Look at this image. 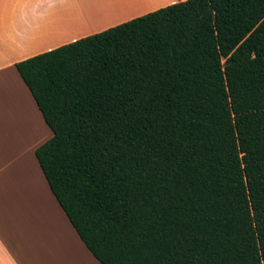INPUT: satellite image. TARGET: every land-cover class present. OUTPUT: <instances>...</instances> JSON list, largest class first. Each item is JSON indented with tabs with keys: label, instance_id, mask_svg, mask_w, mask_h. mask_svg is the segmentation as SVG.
<instances>
[{
	"label": "trees",
	"instance_id": "16d2710c",
	"mask_svg": "<svg viewBox=\"0 0 264 264\" xmlns=\"http://www.w3.org/2000/svg\"><path fill=\"white\" fill-rule=\"evenodd\" d=\"M15 67L101 264H264V0H173Z\"/></svg>",
	"mask_w": 264,
	"mask_h": 264
},
{
	"label": "crops",
	"instance_id": "0c3cea01",
	"mask_svg": "<svg viewBox=\"0 0 264 264\" xmlns=\"http://www.w3.org/2000/svg\"><path fill=\"white\" fill-rule=\"evenodd\" d=\"M46 5L43 0H0V264H79L81 255L101 264L70 224L35 157L53 133L15 67L48 51L56 35L80 27L66 15L46 16ZM34 118L42 125L37 132L29 126ZM29 170L33 179L21 182Z\"/></svg>",
	"mask_w": 264,
	"mask_h": 264
},
{
	"label": "rangeland",
	"instance_id": "374dc122",
	"mask_svg": "<svg viewBox=\"0 0 264 264\" xmlns=\"http://www.w3.org/2000/svg\"><path fill=\"white\" fill-rule=\"evenodd\" d=\"M47 2V9L44 11L46 16H67L69 19H73L79 22L80 27L70 33L58 34L54 38V43L49 44L45 50L52 49L58 45L73 41L87 35L89 33L99 32L118 25L120 23L129 21L133 18L139 17L149 10L163 8L172 3L173 0H43ZM183 1V0H182ZM185 1V0H184ZM46 4V3H45ZM84 13L85 16L81 14ZM61 15V16H60ZM84 21H87L89 27L83 28ZM75 22V21H73ZM68 25H72V20L68 22ZM44 48V46H40ZM40 48V49H41ZM38 51V50H37ZM39 119L34 118L31 121V126L34 132L39 131L42 125L39 123ZM43 130V129H42ZM48 132V130H47ZM50 135V132H48ZM21 152L23 147H20ZM26 163L29 164L27 160ZM24 160L21 157V165L24 166ZM21 177V176H20ZM21 182H31L33 179L31 172L25 171ZM79 247V246H78ZM78 251V250H77ZM78 255V252H77ZM79 264H92L93 259L87 260L85 255H81L77 259ZM95 262V261H93Z\"/></svg>",
	"mask_w": 264,
	"mask_h": 264
}]
</instances>
